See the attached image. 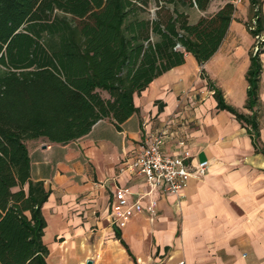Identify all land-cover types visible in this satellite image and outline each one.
Segmentation results:
<instances>
[{
  "label": "crops",
  "instance_id": "crops-1",
  "mask_svg": "<svg viewBox=\"0 0 264 264\" xmlns=\"http://www.w3.org/2000/svg\"><path fill=\"white\" fill-rule=\"evenodd\" d=\"M213 1L205 12H187L189 22L232 2L210 13ZM239 1L216 53L203 65L185 54L183 64L154 78L134 95L137 112L120 129L103 119L67 144L25 142L31 180L49 192L42 206L47 264H264V47L259 106L253 109L256 149L247 128L216 108L208 85L220 89L239 113H252L244 106L251 37L245 25L253 13L249 0ZM258 2L264 21V0ZM162 132L165 152L182 139L193 164L208 163L207 174L191 178L180 199L150 192L141 177L120 171L139 145ZM118 188H128L129 200L142 206L155 200L153 219L138 214L115 229L108 205Z\"/></svg>",
  "mask_w": 264,
  "mask_h": 264
},
{
  "label": "trees",
  "instance_id": "trees-1",
  "mask_svg": "<svg viewBox=\"0 0 264 264\" xmlns=\"http://www.w3.org/2000/svg\"><path fill=\"white\" fill-rule=\"evenodd\" d=\"M212 1L0 0V264H47L42 206L49 192L31 180L25 142L67 144L103 119L120 129L137 112L134 95L154 78L183 64L185 54L203 65L216 53L235 6L226 2L195 24L184 10L205 12ZM249 2L246 26L260 36L259 2ZM150 7L153 18L146 17ZM262 39L245 75L250 115L208 83L216 108L247 128L255 149Z\"/></svg>",
  "mask_w": 264,
  "mask_h": 264
},
{
  "label": "built area",
  "instance_id": "built-area-1",
  "mask_svg": "<svg viewBox=\"0 0 264 264\" xmlns=\"http://www.w3.org/2000/svg\"><path fill=\"white\" fill-rule=\"evenodd\" d=\"M232 3L236 4L240 1L235 0ZM253 8V11L257 12L258 6L255 5ZM254 25L255 17L251 19L249 29H254ZM255 38L263 40L262 35ZM165 136L162 132L139 145L134 157L123 162L120 171L141 177L150 192L160 191L180 199L191 178L202 179L207 174L208 163L197 161L193 164L190 149L182 139H178L172 146L171 153L165 152L163 149ZM130 194L128 188H118L112 193L108 206L112 218L111 224L115 229H124L138 214H145L150 220L155 216L157 206L155 200H150L146 206H142L139 200H129ZM90 262L95 264L94 260ZM176 264H185V262L179 260Z\"/></svg>",
  "mask_w": 264,
  "mask_h": 264
},
{
  "label": "rangeland",
  "instance_id": "rangeland-1",
  "mask_svg": "<svg viewBox=\"0 0 264 264\" xmlns=\"http://www.w3.org/2000/svg\"><path fill=\"white\" fill-rule=\"evenodd\" d=\"M224 1H229V0H214L213 1V5H212V9H210V13H211V11H214L217 7H218V5L219 4H221V3H223ZM232 2H235V0H231ZM231 2V3H232ZM241 2V1H240ZM232 4H234V3H232ZM237 5L239 4V3H236ZM235 5V4H234ZM194 8H189V9H187V8H184V10H185V12L187 13V12H189V11H191V10H193ZM154 9L152 8V7H150V9H149V13H147V15H146V17H149V18H153L154 17ZM196 13V12H195ZM207 16H209V15H207ZM246 26V25H245ZM246 28H247V26H246ZM247 31H248V33L250 34V31L247 29ZM262 35V37H263V35H264V33H262L261 34ZM258 41V42H257ZM259 43H261V40L259 39V40H257L255 37H250V39H249V49H248V52L249 53H255V52H257L256 50H255V48L257 47V50L261 47L260 46V44ZM226 46V45H225ZM234 103H232V105H233ZM235 106V105H234Z\"/></svg>",
  "mask_w": 264,
  "mask_h": 264
},
{
  "label": "water",
  "instance_id": "water-1",
  "mask_svg": "<svg viewBox=\"0 0 264 264\" xmlns=\"http://www.w3.org/2000/svg\"><path fill=\"white\" fill-rule=\"evenodd\" d=\"M86 264H91V262H90V261H88Z\"/></svg>",
  "mask_w": 264,
  "mask_h": 264
}]
</instances>
